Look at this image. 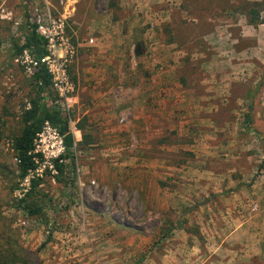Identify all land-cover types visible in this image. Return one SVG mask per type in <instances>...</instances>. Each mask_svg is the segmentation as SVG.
I'll return each mask as SVG.
<instances>
[{"label":"rangeland","instance_id":"rangeland-1","mask_svg":"<svg viewBox=\"0 0 264 264\" xmlns=\"http://www.w3.org/2000/svg\"><path fill=\"white\" fill-rule=\"evenodd\" d=\"M261 1L0 0V244L21 264H264V13L245 16ZM36 14L74 49L81 145L21 181L11 139L35 88L15 45Z\"/></svg>","mask_w":264,"mask_h":264},{"label":"trees","instance_id":"trees-1","mask_svg":"<svg viewBox=\"0 0 264 264\" xmlns=\"http://www.w3.org/2000/svg\"><path fill=\"white\" fill-rule=\"evenodd\" d=\"M251 5V6H250ZM245 8H243L244 10ZM246 14L253 17L248 25L258 26L263 24L259 21V14L264 13V0L258 3L249 4L246 7ZM138 49V48H137ZM15 55H21L24 51H27L30 56L38 63L37 68L33 71L30 77L31 86L35 88L29 96L28 107H25L20 115L21 129L18 135L11 139V149L15 161L17 163L18 177L21 181H24L30 173H34L36 170V164L33 162V140L36 135L42 130L45 123L52 125L62 138L64 147V156L61 159L71 160L74 166L73 149L76 146H80L81 142L76 143L73 135L69 131L68 117H62V111L59 110L54 103L56 96L51 89V77L47 73L44 65L40 63V60L46 56L44 41L35 33V27L26 23L25 34L23 36V42L20 46L15 45ZM141 54L139 50H136L135 57H139ZM45 93L50 95L54 94V98L50 99L48 104ZM33 96V97H32ZM251 110V104L248 105V111ZM246 119H249V114L246 115ZM78 131H81L80 129ZM63 163L58 164L57 161L53 162V169L59 175L63 174ZM37 187V183L32 178V186L30 193L34 192ZM29 194L25 195L21 200L23 204H26V200L29 198ZM26 199V200H25ZM24 211L29 215H38L40 209L35 207L31 208L28 204L24 205ZM7 240V239H6ZM25 253L21 251L19 247L15 245L4 243L0 244V264H21L22 257Z\"/></svg>","mask_w":264,"mask_h":264},{"label":"built area","instance_id":"built-area-1","mask_svg":"<svg viewBox=\"0 0 264 264\" xmlns=\"http://www.w3.org/2000/svg\"><path fill=\"white\" fill-rule=\"evenodd\" d=\"M11 16V13L6 12L3 7H0V23L11 20ZM29 25L35 27V33L45 43L47 54L40 60V63L44 65L47 73L51 77V88L57 92L60 99L64 100V103L66 104L65 112L67 117H69L71 112L70 105L72 103L70 97L73 93V87L67 74V67L74 56V49L64 35L62 24L52 21L50 18H42L36 14L35 18L29 21ZM21 55L24 57H22L24 63H27L29 73L32 76L38 63L35 62L27 51H24ZM262 120L264 126V105ZM123 121V119L120 120L121 123H123ZM46 135L50 136L51 142L53 143V145H51L55 150L53 153H48V148L46 149L42 146V144L45 143ZM33 148L32 160L36 165L39 162L42 163L43 160H50V169L53 170V162L57 161L58 164L63 163L61 159V156L64 153L62 138L58 134V131L49 123H45L41 132L36 135L33 140ZM35 172H37V170H35ZM28 179L29 178L27 177L25 181Z\"/></svg>","mask_w":264,"mask_h":264}]
</instances>
